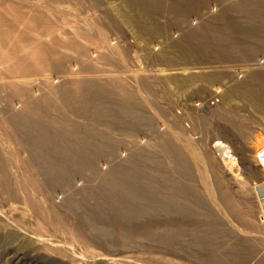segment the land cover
<instances>
[{"label":"rangeland","instance_id":"1","mask_svg":"<svg viewBox=\"0 0 264 264\" xmlns=\"http://www.w3.org/2000/svg\"><path fill=\"white\" fill-rule=\"evenodd\" d=\"M262 185L264 0H0V264H264Z\"/></svg>","mask_w":264,"mask_h":264},{"label":"built area","instance_id":"2","mask_svg":"<svg viewBox=\"0 0 264 264\" xmlns=\"http://www.w3.org/2000/svg\"><path fill=\"white\" fill-rule=\"evenodd\" d=\"M143 43H145L147 46L145 47H140L138 48L139 52H136L135 56L138 55V57H132V62H131V68L138 70L140 66H147V62L141 57L144 56L145 54H156L161 52V48L159 46V42L155 41H148L146 39H143ZM141 53L142 55H139ZM210 105H213L211 103Z\"/></svg>","mask_w":264,"mask_h":264},{"label":"bare ground","instance_id":"3","mask_svg":"<svg viewBox=\"0 0 264 264\" xmlns=\"http://www.w3.org/2000/svg\"><path fill=\"white\" fill-rule=\"evenodd\" d=\"M249 97H251V95H249ZM251 98H253V96L251 97ZM254 101H255V99H253ZM231 164V163H230ZM229 165V164H228ZM26 166V165H25ZM34 166V165H33ZM24 167V166H23ZM27 167V166H26ZM33 168V167H32ZM44 176V175H43ZM38 177V176H37ZM12 180V179H11ZM10 179L9 180H7V179H3L2 180V182H8L9 181V184H12V181H11ZM15 180V179H14ZM25 180V179H24ZM28 180V179H27ZM18 181V180H17ZM26 181V180H25ZM16 182V181H15ZM40 182H44V180L42 179V181H37L36 182V184H37V186H39V183ZM18 183V182H17ZM20 183V182H19ZM23 183V182H22ZM30 183L31 184H33L34 183V185H35V181H34V179H32V180H30ZM3 184V183H2ZM17 187V186H16ZM34 187V186H33ZM18 188V187H17ZM16 188V189H17ZM31 188V187H30ZM35 188V187H34ZM258 188H260V189H262L261 191H262V194H261V197L264 199V185H262L261 187H258ZM257 188V189H258ZM32 189V188H31ZM18 190V189H17ZM20 191V190H19ZM32 191H33V189H32ZM6 192L8 193V195L10 196V198L13 200V199H16L17 198V195H16V193H15V186L14 185H12L11 187H9L8 186V189H6ZM22 192H24L23 190H22ZM18 193H20V192H18ZM29 193V192H28ZM24 195L25 194H23L22 196L24 197ZM23 197H22V199H23ZM25 197H27L28 198V200L30 199L29 197H28V195H27V192H26V195H25ZM31 197H32V194H31ZM38 198V197H37ZM44 198V197H43ZM34 199H36V198H34ZM42 200V199H41ZM18 202V201H17ZM40 202H43V200L42 201H40ZM40 202H38V203H40ZM31 203V202H30ZM29 203V204H30ZM41 204V203H40ZM36 205H39V204H37L36 203ZM43 205V204H42ZM41 205V206H42ZM31 206V205H30ZM29 207V206H28ZM34 207H35V205H34ZM38 207V206H37ZM36 207V208H37ZM32 210V209H31ZM35 210V209H34ZM44 210V209H43ZM43 212V211H42ZM45 212V211H44ZM39 213V212H38ZM263 214H264V208H263ZM60 219V218H59ZM62 223V222H61ZM61 225V224H60Z\"/></svg>","mask_w":264,"mask_h":264}]
</instances>
